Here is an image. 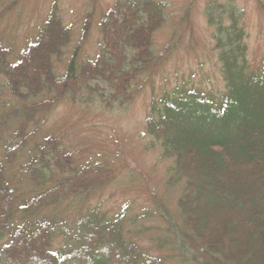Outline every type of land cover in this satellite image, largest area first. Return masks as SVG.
I'll use <instances>...</instances> for the list:
<instances>
[{
    "label": "trees",
    "instance_id": "obj_1",
    "mask_svg": "<svg viewBox=\"0 0 264 264\" xmlns=\"http://www.w3.org/2000/svg\"><path fill=\"white\" fill-rule=\"evenodd\" d=\"M205 15L225 92L217 97L193 86L177 87L154 96L146 118L147 133L173 159L167 181L183 183L179 221L168 231L175 246L166 249L181 264H264V73L251 68L242 13L231 0L209 1ZM166 17L160 0H116L101 18L98 53L81 59L92 25L93 11H88L64 70L58 66L72 31L57 3L16 61L0 46V76L9 79L17 99L10 112L0 114V124L15 121L14 139L0 155V264H167L126 237L123 213L112 219L95 207L72 219L49 214L66 201L89 199L110 182L113 172L106 161L76 165L73 153L49 136L35 144L23 167L25 177L19 178L34 193L20 198L14 174L8 173L36 133L29 124L40 122L61 98L99 101L109 109L132 100L134 82L144 76L145 84L174 46L153 48ZM2 96L0 89V108L7 105ZM155 201L159 210H167L163 200ZM165 244L168 237H158L159 250Z\"/></svg>",
    "mask_w": 264,
    "mask_h": 264
},
{
    "label": "rangeland",
    "instance_id": "obj_2",
    "mask_svg": "<svg viewBox=\"0 0 264 264\" xmlns=\"http://www.w3.org/2000/svg\"><path fill=\"white\" fill-rule=\"evenodd\" d=\"M115 1L0 0V46L7 49L10 61H16L19 51L35 38L53 4L57 3L64 23L72 31V43L58 66L59 70H64L81 37L88 11H93L92 25L81 50V59L96 56L102 41L101 18ZM160 1L166 5L167 17L154 35L153 48L159 52L166 44L174 43L161 68L145 84L146 77L137 79L131 89L134 98L121 107L109 109L99 101L83 102L70 95L61 98L40 122L29 124L36 133L17 152L8 173L14 174L12 182L20 198L34 193L31 190L34 188L19 178L24 176L23 167L30 151L49 136L55 137L61 148L73 153L76 165L106 161L113 172L110 182L96 189L89 199L66 201L58 207L59 210H49V214L72 219L95 207L112 219L123 213L121 223L129 240L148 253L162 257L167 264H181L166 248H171L173 243V236L168 233L171 222L179 221L177 202L183 183L172 185L167 181L174 162L163 155L160 143L147 133L146 118L154 96L159 99L177 87L193 86L217 97L225 92L213 28L208 24L205 8L209 1L228 0ZM231 1L242 13L251 68L264 73V0ZM184 14L185 20L182 18ZM0 89L7 101V105L0 108V114H3L16 106L17 99L11 94L7 77L0 76ZM14 128L13 120L0 124L1 156L7 140L14 139ZM156 198L163 200L168 211L159 210ZM164 213L168 218H164ZM162 236L168 237V244L159 250L158 237ZM61 244L62 241L57 240L54 246Z\"/></svg>",
    "mask_w": 264,
    "mask_h": 264
}]
</instances>
